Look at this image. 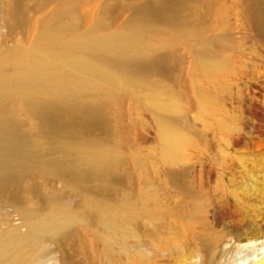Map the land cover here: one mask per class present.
I'll list each match as a JSON object with an SVG mask.
<instances>
[{
    "label": "rangeland",
    "instance_id": "obj_1",
    "mask_svg": "<svg viewBox=\"0 0 264 264\" xmlns=\"http://www.w3.org/2000/svg\"><path fill=\"white\" fill-rule=\"evenodd\" d=\"M71 12L83 33L137 30L138 49L102 58L163 83L176 107L134 85L122 120L93 89L44 96L33 111L6 97L0 264H264V0H0L1 52ZM202 52L228 67L196 73ZM199 87L220 99L203 107ZM159 120L189 138L176 160L162 155ZM81 145L113 150L95 160ZM145 176L159 204L148 210Z\"/></svg>",
    "mask_w": 264,
    "mask_h": 264
},
{
    "label": "bare ground",
    "instance_id": "obj_2",
    "mask_svg": "<svg viewBox=\"0 0 264 264\" xmlns=\"http://www.w3.org/2000/svg\"><path fill=\"white\" fill-rule=\"evenodd\" d=\"M223 8L220 5V12ZM102 10L105 13L109 9L105 7ZM172 16H169L172 23L171 32L185 36L188 31L177 28L174 21L176 19ZM79 19L75 12H71L49 23L32 43L23 44L7 52L0 50V125L4 120L1 110L6 97L21 101L27 110L33 111L34 104L42 97L62 96L67 90L75 94L81 93L84 89L95 90L103 101L102 108H108L107 110L115 113L120 120L123 119L126 85H134L133 91L140 96V99L154 106L176 107L172 91L163 83L133 80L102 58V55L109 51L129 53L138 49L145 40L137 30L83 33L79 30ZM219 56L221 55L208 56L203 52L200 53L196 63V73L221 74L228 67L230 58ZM222 87L224 88L223 85ZM197 92L201 97L202 106L206 108L209 102L220 99L217 94L203 87H199ZM159 125L160 148L164 159L167 161L178 159L189 143L188 136L175 129L166 120H159ZM80 148L95 160L103 158L107 152L112 153L113 150L104 151L89 145H81ZM142 165L140 167L143 169ZM144 185L140 205L146 210L154 206L158 207L155 191L150 186L147 176L144 177ZM0 252L7 253L8 248L2 247Z\"/></svg>",
    "mask_w": 264,
    "mask_h": 264
}]
</instances>
